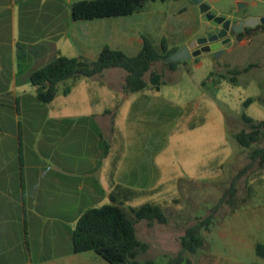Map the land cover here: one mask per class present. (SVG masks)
Segmentation results:
<instances>
[{
	"label": "rangeland",
	"instance_id": "1",
	"mask_svg": "<svg viewBox=\"0 0 264 264\" xmlns=\"http://www.w3.org/2000/svg\"><path fill=\"white\" fill-rule=\"evenodd\" d=\"M204 1L218 16L234 8V0ZM94 20L101 43L127 55L141 48L123 46L130 33L162 53L217 29L191 0H147L139 11ZM263 40L264 31L255 30L231 38L216 53L203 51L176 62L158 59L143 74L145 86L137 91L125 89L127 71L121 67L67 79L56 85L48 102L30 97L28 91L18 110L40 113L49 124L57 105L69 113H111L100 120L96 132L94 119L71 114L58 135H64L70 159L92 156L99 162L110 150L107 162L111 176L115 172V186L109 203L122 205L131 216L143 204L163 211L166 223L143 219L134 224L137 238L146 243L136 256L139 262L264 264V257L255 252V245L264 243V161L250 163L251 151L264 145V131L249 146L234 137L251 129L243 115L254 123L264 121ZM18 55L22 57L20 50ZM152 71L159 74L158 82L150 79ZM43 121L31 120L26 134L21 126L20 139L32 140L37 133L43 137L48 125ZM13 133L3 136V142L16 145V130ZM232 182L235 190L220 202ZM209 214V224L200 228L204 245L194 253L183 251L185 228Z\"/></svg>",
	"mask_w": 264,
	"mask_h": 264
},
{
	"label": "crops",
	"instance_id": "2",
	"mask_svg": "<svg viewBox=\"0 0 264 264\" xmlns=\"http://www.w3.org/2000/svg\"><path fill=\"white\" fill-rule=\"evenodd\" d=\"M74 1L79 0H0V261L3 264H109L94 250L73 252L71 233L84 210L114 200L115 172L111 176L107 162L110 150L99 162L92 156L85 161L70 159L68 147L62 141L65 137L58 132L62 121L71 114L94 119L96 132L102 125L100 120L111 113L106 110L69 113L57 110L61 108L57 105L49 124L48 117H40V113L18 110L25 95L29 96L28 91L33 93L30 97H36L30 81L32 72L58 56L94 60L102 47H110L101 43L95 18L71 16ZM134 45L142 48L143 39L130 33L123 39V46L130 49ZM21 65L24 73L19 75ZM42 118V125L48 124L44 126L43 137L37 133L32 140L20 139L17 131L21 126L26 134L31 131V120ZM14 130L18 143L3 142L2 137H13ZM15 157L18 159L14 162Z\"/></svg>",
	"mask_w": 264,
	"mask_h": 264
},
{
	"label": "trees",
	"instance_id": "3",
	"mask_svg": "<svg viewBox=\"0 0 264 264\" xmlns=\"http://www.w3.org/2000/svg\"><path fill=\"white\" fill-rule=\"evenodd\" d=\"M146 2L147 0H79L71 4L70 11L74 19H92L130 14L141 10ZM162 49L166 50L164 43ZM172 52L160 53L147 39L143 38L142 48L135 55H127L121 50L104 46L94 60L83 56H58L47 65L32 72L30 81L35 87L36 98L42 102H48L54 98L56 85L61 81L79 76L92 77L107 68L121 67L127 71L124 78L125 89L137 91L145 86L143 74L149 70L151 63L158 59L167 60L166 57ZM249 67H245L243 71ZM150 79L158 82L159 74L152 71ZM67 92L68 88L66 87L64 93ZM243 119L250 123L251 129L239 131L235 133L234 137L242 146H249L260 138L264 131V121L254 123L246 115H243ZM250 159V163L254 161L262 163L264 161V145L253 149ZM241 172L243 171L241 170ZM234 190V182H232L231 186L223 193L220 202L224 201L225 197L231 195ZM143 219L149 223L152 221L167 222L163 211L157 205L143 204L132 211V216L122 205L116 203L90 207L78 217L72 229V250L73 252L94 250L109 264H155L151 260L139 262L136 259L139 251L146 248V243L137 238L134 224ZM210 219L211 215L209 214L198 223L185 228L181 240L183 251L194 253L204 245L200 228L208 225ZM255 252L264 257V243H257ZM0 264L3 263L0 261Z\"/></svg>",
	"mask_w": 264,
	"mask_h": 264
},
{
	"label": "water",
	"instance_id": "4",
	"mask_svg": "<svg viewBox=\"0 0 264 264\" xmlns=\"http://www.w3.org/2000/svg\"><path fill=\"white\" fill-rule=\"evenodd\" d=\"M191 1L198 6L201 14H205L208 20L220 24L221 28L217 33L212 34L209 37H198L196 39H193L189 43V45H185L182 48L175 50L166 57V59L170 62L185 60L187 58L194 57L203 51H214L216 53V51L220 48L222 44L229 41V38L226 37L227 31L231 29L233 32L236 33L238 32L239 28L242 25V23L238 25H230L229 20L225 19L223 16H218L209 12L210 6L207 3H205L204 0H191ZM261 22L264 23V19H261ZM253 24H254L253 20L246 21V25L252 26ZM220 38H222V41H216L217 39ZM208 41L211 43L207 44ZM196 45H202V46L200 48H196L190 51V49H193Z\"/></svg>",
	"mask_w": 264,
	"mask_h": 264
},
{
	"label": "flooded vegetation",
	"instance_id": "5",
	"mask_svg": "<svg viewBox=\"0 0 264 264\" xmlns=\"http://www.w3.org/2000/svg\"><path fill=\"white\" fill-rule=\"evenodd\" d=\"M209 12H210V9H209ZM202 15L205 16V14H202ZM223 17L229 20L230 25H238L242 23L238 32L235 33L231 29L227 31L226 37L229 38V40L233 37L237 38L245 34H249L250 32L255 31V30L262 29L264 31V23L261 22V19H264V0H234V8L231 9L229 13L223 15ZM247 20H253L254 24L252 26L246 25ZM220 28H221V25L217 24L216 31L214 33H211L210 35L217 33L220 30ZM210 35L203 36V37H209ZM216 41H222V38L217 39ZM190 42H187L185 45H189ZM210 43L211 42L209 41L207 42V44H210ZM201 46L202 45H196L193 49H190V51L196 48H200Z\"/></svg>",
	"mask_w": 264,
	"mask_h": 264
}]
</instances>
